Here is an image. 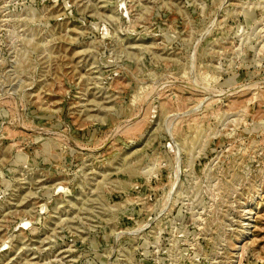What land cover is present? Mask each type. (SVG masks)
<instances>
[{
	"label": "rangeland",
	"instance_id": "rangeland-1",
	"mask_svg": "<svg viewBox=\"0 0 264 264\" xmlns=\"http://www.w3.org/2000/svg\"><path fill=\"white\" fill-rule=\"evenodd\" d=\"M0 264H264V0H0Z\"/></svg>",
	"mask_w": 264,
	"mask_h": 264
}]
</instances>
